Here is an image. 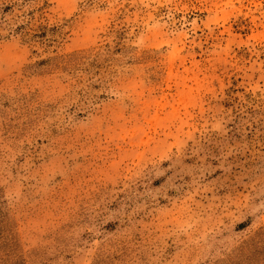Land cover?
<instances>
[{
    "label": "rangeland",
    "instance_id": "374dc122",
    "mask_svg": "<svg viewBox=\"0 0 264 264\" xmlns=\"http://www.w3.org/2000/svg\"><path fill=\"white\" fill-rule=\"evenodd\" d=\"M0 264H264V0H0Z\"/></svg>",
    "mask_w": 264,
    "mask_h": 264
}]
</instances>
